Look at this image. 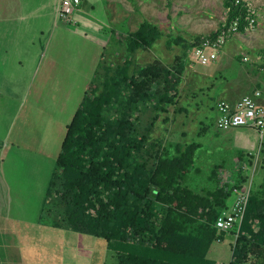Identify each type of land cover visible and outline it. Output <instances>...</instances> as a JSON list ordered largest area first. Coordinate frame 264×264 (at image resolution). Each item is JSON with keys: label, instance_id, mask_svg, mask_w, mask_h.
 Here are the masks:
<instances>
[{"label": "rangeland", "instance_id": "1", "mask_svg": "<svg viewBox=\"0 0 264 264\" xmlns=\"http://www.w3.org/2000/svg\"><path fill=\"white\" fill-rule=\"evenodd\" d=\"M243 1L255 10L254 27L229 37L224 54L202 65L189 53L175 64L182 45L168 48L167 41L216 30L225 19L222 0H81L67 18L58 16L60 0H0V264L117 263L104 240L46 223L53 214L46 189L66 125L92 93L95 71L124 65V36L143 21L162 36L134 54L133 66L183 63L176 104L159 116L152 139L174 153L176 144L200 143L188 182L200 197L207 186L229 183L230 203L261 181L264 135L214 123L217 100H236L264 80V0Z\"/></svg>", "mask_w": 264, "mask_h": 264}, {"label": "trees", "instance_id": "2", "mask_svg": "<svg viewBox=\"0 0 264 264\" xmlns=\"http://www.w3.org/2000/svg\"><path fill=\"white\" fill-rule=\"evenodd\" d=\"M222 4L225 19L216 30L167 41L168 48L182 45L175 64L236 18L245 33L246 3ZM161 36L155 24L139 23L124 36V65L95 71L92 93L65 128L46 189L53 213L46 223L104 240L116 264H264V176L251 181L237 237L226 240L213 224L235 187L210 185L200 197L188 184L200 143L176 144L174 153L171 144L151 137L159 116L176 104L183 63L176 69L154 60L139 67L132 57Z\"/></svg>", "mask_w": 264, "mask_h": 264}, {"label": "built area", "instance_id": "3", "mask_svg": "<svg viewBox=\"0 0 264 264\" xmlns=\"http://www.w3.org/2000/svg\"><path fill=\"white\" fill-rule=\"evenodd\" d=\"M237 5L243 0H233ZM81 0H60L58 5V16L67 18L80 4ZM247 15L244 31L252 29L256 23L255 10L245 4ZM238 18L229 26L222 25L216 34L201 38L198 44L193 46L189 54L193 60L204 65L216 59L220 49L226 40L232 35L238 34ZM247 58L243 57V61ZM264 71V68L261 69ZM215 110V126L218 130L241 129L252 130L261 140L264 135V88L252 89L248 94L230 101L219 99L213 105ZM248 190L241 191L234 197L231 205L222 210L217 216L213 226L215 229L237 237L240 223L244 215Z\"/></svg>", "mask_w": 264, "mask_h": 264}, {"label": "crops", "instance_id": "4", "mask_svg": "<svg viewBox=\"0 0 264 264\" xmlns=\"http://www.w3.org/2000/svg\"><path fill=\"white\" fill-rule=\"evenodd\" d=\"M218 54H219V55L224 54V51L220 49V51H219ZM217 56H218V55H217ZM226 56H227V55H226ZM237 56H238V55H237ZM243 56H244V55H241V56H240V58H241L242 61H243ZM244 57H245V56H244ZM246 58H247V57H246ZM247 60H248V58H247ZM247 60H246V61H247ZM257 85H258L257 87L260 88V89L264 88V80L261 81V82H260L259 84H257ZM251 90H252V89H251ZM251 90H250V91H251ZM250 91H249V92H250ZM249 92H248V93H249ZM248 93H245V94H248ZM229 94H230V93H229ZM245 94H242V96L245 95ZM230 98H232V97H229L227 100H230V101L235 100V99H230ZM221 99H226V98H221ZM247 143H249V142L247 141ZM232 201H233V200H232ZM231 203H232V202L228 203V205L230 206Z\"/></svg>", "mask_w": 264, "mask_h": 264}]
</instances>
